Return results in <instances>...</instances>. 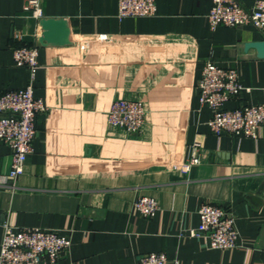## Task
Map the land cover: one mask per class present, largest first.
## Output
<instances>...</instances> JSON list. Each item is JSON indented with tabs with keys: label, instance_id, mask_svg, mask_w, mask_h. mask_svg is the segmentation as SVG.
<instances>
[{
	"label": "crops",
	"instance_id": "1",
	"mask_svg": "<svg viewBox=\"0 0 264 264\" xmlns=\"http://www.w3.org/2000/svg\"><path fill=\"white\" fill-rule=\"evenodd\" d=\"M27 1L0 0V95L27 86L14 50L37 45L34 94L47 110L16 182L7 181L13 151L0 142V249L7 222L68 233L71 247L55 264H137L154 251L168 264H264V125L256 138L214 134L198 87L214 60L236 68L245 87L228 108L264 104V57L249 46L264 32L212 29L213 0H157L154 15L123 19L119 0H42L44 16L68 19L73 43L41 46V18ZM120 97L147 102L141 133L109 124ZM195 141L199 160L185 172ZM143 195L158 200L152 217L135 207ZM205 202L233 212L238 247L182 235L199 225Z\"/></svg>",
	"mask_w": 264,
	"mask_h": 264
},
{
	"label": "built area",
	"instance_id": "2",
	"mask_svg": "<svg viewBox=\"0 0 264 264\" xmlns=\"http://www.w3.org/2000/svg\"><path fill=\"white\" fill-rule=\"evenodd\" d=\"M25 8L36 18L44 17L42 0H28ZM156 11L157 0H119L120 19L151 16ZM207 17L212 29L219 25H252L264 32V0H256L252 6L245 5L241 0H213ZM38 56L37 45L15 48V63L29 69L30 80L27 86L11 89L0 95V142L10 146L13 151L8 182H16L24 174L28 155L34 149V140L38 134L37 117L47 110L44 100L34 94ZM198 87L201 105L212 110L213 116L208 125L214 134L220 136L228 133L240 138L259 136L264 125V104H244L235 108L226 106L245 89L236 68L224 67L214 60H207ZM119 110L133 117L141 108L128 99H122L121 103L116 100L109 110V116L117 117ZM191 151V157L184 164L185 172L199 160V141L192 144ZM135 207L143 216L152 217L158 212L159 203L155 197L143 195L137 198ZM199 215V225L184 230L182 235L202 238L203 245L208 248L229 249L239 246L241 236L236 227L235 216L229 208L205 202ZM3 226L0 264H55L69 251L72 244L71 236L59 230L19 227L7 222ZM168 263L169 257L162 251L142 254L137 261V264Z\"/></svg>",
	"mask_w": 264,
	"mask_h": 264
},
{
	"label": "water",
	"instance_id": "3",
	"mask_svg": "<svg viewBox=\"0 0 264 264\" xmlns=\"http://www.w3.org/2000/svg\"><path fill=\"white\" fill-rule=\"evenodd\" d=\"M42 33L38 37V43L45 45H67L73 43L71 27L69 21L65 17H47L40 19ZM249 46L256 47L258 55L264 57V40L253 42ZM264 190V183L259 189V194Z\"/></svg>",
	"mask_w": 264,
	"mask_h": 264
},
{
	"label": "rangeland",
	"instance_id": "4",
	"mask_svg": "<svg viewBox=\"0 0 264 264\" xmlns=\"http://www.w3.org/2000/svg\"><path fill=\"white\" fill-rule=\"evenodd\" d=\"M122 99H126V98L120 97V98L115 99L114 102L116 100L117 101L120 100V103H121ZM128 100H130V102L137 103L138 106L141 108V111H138L136 115H134L133 117H130L119 110L117 112V117L111 118V116L107 115V120L109 124L112 126L123 128L132 134H139L142 132V130L144 129L146 125L147 115H148L147 102L143 99H128ZM120 106L121 105H119V107Z\"/></svg>",
	"mask_w": 264,
	"mask_h": 264
}]
</instances>
